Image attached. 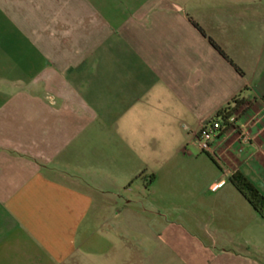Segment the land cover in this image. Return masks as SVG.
I'll return each instance as SVG.
<instances>
[{
    "label": "crops",
    "instance_id": "0c3cea01",
    "mask_svg": "<svg viewBox=\"0 0 264 264\" xmlns=\"http://www.w3.org/2000/svg\"><path fill=\"white\" fill-rule=\"evenodd\" d=\"M237 174L264 194V0H0V264H264Z\"/></svg>",
    "mask_w": 264,
    "mask_h": 264
},
{
    "label": "built area",
    "instance_id": "2783aa9c",
    "mask_svg": "<svg viewBox=\"0 0 264 264\" xmlns=\"http://www.w3.org/2000/svg\"><path fill=\"white\" fill-rule=\"evenodd\" d=\"M240 114L241 110L234 109L231 113L224 112L206 119L196 136L201 149L219 159L224 150L221 146L227 142L250 144L253 139L251 126L254 121L249 119L241 123Z\"/></svg>",
    "mask_w": 264,
    "mask_h": 264
},
{
    "label": "trees",
    "instance_id": "16d2710c",
    "mask_svg": "<svg viewBox=\"0 0 264 264\" xmlns=\"http://www.w3.org/2000/svg\"><path fill=\"white\" fill-rule=\"evenodd\" d=\"M195 25L199 28V26L196 23ZM210 42L222 55L226 57L224 52L212 39H210ZM244 101H245L244 98L234 99L232 106L230 105L226 106L225 108L219 110L216 113V115H221L224 112L231 113V111H233L234 109L238 108L241 104H243ZM233 180L236 183L239 190L242 191L249 199L252 206L261 215L264 214V194H262L260 190L251 181H249L246 177H244L241 174L234 175Z\"/></svg>",
    "mask_w": 264,
    "mask_h": 264
}]
</instances>
